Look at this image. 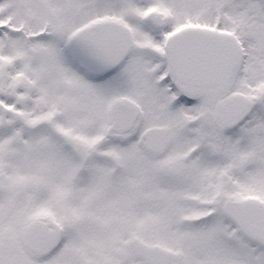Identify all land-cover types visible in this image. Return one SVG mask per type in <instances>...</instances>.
I'll return each instance as SVG.
<instances>
[{
    "label": "snow or ice",
    "instance_id": "1",
    "mask_svg": "<svg viewBox=\"0 0 264 264\" xmlns=\"http://www.w3.org/2000/svg\"><path fill=\"white\" fill-rule=\"evenodd\" d=\"M0 264H264V0H0Z\"/></svg>",
    "mask_w": 264,
    "mask_h": 264
}]
</instances>
